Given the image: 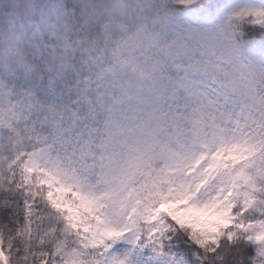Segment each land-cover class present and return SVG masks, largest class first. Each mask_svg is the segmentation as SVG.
<instances>
[{
  "label": "snow or ice",
  "instance_id": "1",
  "mask_svg": "<svg viewBox=\"0 0 264 264\" xmlns=\"http://www.w3.org/2000/svg\"><path fill=\"white\" fill-rule=\"evenodd\" d=\"M257 90L264 0H0V264H264Z\"/></svg>",
  "mask_w": 264,
  "mask_h": 264
},
{
  "label": "trees",
  "instance_id": "2",
  "mask_svg": "<svg viewBox=\"0 0 264 264\" xmlns=\"http://www.w3.org/2000/svg\"><path fill=\"white\" fill-rule=\"evenodd\" d=\"M246 108L249 109L253 115L260 112V110L264 108V93H261L257 90L255 94L252 95L250 99H248ZM238 111L239 108H237V112Z\"/></svg>",
  "mask_w": 264,
  "mask_h": 264
},
{
  "label": "clouds",
  "instance_id": "3",
  "mask_svg": "<svg viewBox=\"0 0 264 264\" xmlns=\"http://www.w3.org/2000/svg\"><path fill=\"white\" fill-rule=\"evenodd\" d=\"M127 3L130 4V5L131 4H134L135 3V0H127Z\"/></svg>",
  "mask_w": 264,
  "mask_h": 264
}]
</instances>
